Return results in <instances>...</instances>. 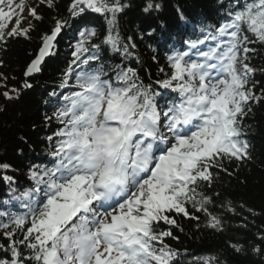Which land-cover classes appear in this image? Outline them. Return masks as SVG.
Returning <instances> with one entry per match:
<instances>
[{"label": "snow or ice", "instance_id": "obj_1", "mask_svg": "<svg viewBox=\"0 0 264 264\" xmlns=\"http://www.w3.org/2000/svg\"><path fill=\"white\" fill-rule=\"evenodd\" d=\"M39 2L53 6V0ZM129 6L121 0H73L70 11L74 16L86 10L105 16L109 28L104 43L120 51L119 33H113L118 14ZM160 7L156 0H145L143 10L151 13ZM24 8L23 2L0 0V40L28 37L30 28L21 29L19 18L4 31V22L22 17ZM29 15L42 19L35 8ZM62 27L57 21L43 37L25 77L41 70ZM96 35L94 28L80 32L66 76L72 64L95 59L82 54ZM207 40L215 46L200 50L199 59L187 51L168 57L172 72L159 83L179 93V100L162 113L155 101L158 93L150 85H138L131 68L117 75V84L103 80L99 71L76 76L78 90L56 114L64 127L55 134L53 167L32 173L35 187L22 194L25 212L0 213L7 217L6 222L0 220L7 240L6 245L0 243V264H175L178 253L164 242L173 233L159 230L160 223L178 226L171 213L198 220L187 205L207 213L212 200L201 189L214 182L212 170L227 171L225 162L252 158L243 120L252 102L264 100L253 91L256 69L249 57L256 51L250 44L264 45V0H236L214 33L186 43L195 49ZM127 49L123 45L125 53ZM24 87L31 85L25 82ZM3 95L12 98L7 91ZM208 215L207 226L223 231L221 219ZM258 239L264 244V234ZM252 251L264 255V247ZM203 264L220 262L208 257Z\"/></svg>", "mask_w": 264, "mask_h": 264}, {"label": "trees", "instance_id": "obj_2", "mask_svg": "<svg viewBox=\"0 0 264 264\" xmlns=\"http://www.w3.org/2000/svg\"><path fill=\"white\" fill-rule=\"evenodd\" d=\"M121 2L130 6L118 14L113 34L118 31L120 47L128 45L127 53L115 51L104 43L109 28L105 16L91 10L74 16L70 11L73 0H53L52 7L39 0H25V7L35 8L42 19L31 17V27L24 28H30L28 37L6 36L5 40H0V165L9 166L0 167V203L10 206H1L0 213L25 212L22 194L35 187L32 173L54 163L51 153L60 124L48 98L51 89L60 94L61 89L75 82V71L76 76L81 72L99 71L101 78L107 75L116 80L117 75L128 68L136 72L138 85L154 86L170 77L172 68L165 59L168 52L179 48L202 29L218 25L222 18H227L236 0H156L161 7L151 13L143 10L145 0ZM57 21L63 23V30L55 47L43 62L41 73L27 79L31 87L25 88V71L35 58L43 37L51 32ZM83 28L99 29V37L93 40L98 47H93V43L86 45L94 54L89 57L95 59H89L87 64L77 62L81 68L76 70L72 64V71L66 76L75 51L70 39L76 38ZM249 47L256 49L249 53L250 65L256 69L252 75L253 91L258 97L264 96V45L250 44ZM129 57L130 63L124 64ZM115 61L119 64L117 68H114ZM6 91L11 99L3 95ZM157 102L166 104L165 100ZM243 128L246 132L243 138L250 144L252 158L240 163L225 162L227 171L212 170L214 182L201 189L212 200L206 206L207 213L197 212L188 204L189 212L199 217L198 220L171 213L178 226L160 223L159 230L170 229L173 233L172 237H165L164 242L178 253L175 264H203L208 257H216L220 264H264V255L252 251L254 246L264 247L258 239L264 234V100L252 102V111L244 118ZM33 160L37 163H30ZM13 185L16 194L2 193L6 186ZM208 213L221 219L223 231L207 226ZM5 218L0 216V220L6 222ZM0 243L7 244L2 232ZM233 244L241 245V251H235L231 247Z\"/></svg>", "mask_w": 264, "mask_h": 264}, {"label": "bare ground", "instance_id": "obj_3", "mask_svg": "<svg viewBox=\"0 0 264 264\" xmlns=\"http://www.w3.org/2000/svg\"><path fill=\"white\" fill-rule=\"evenodd\" d=\"M96 32H97V35L95 36V37H92L91 38V41H90V44H92L93 43V40L94 39H97L98 37H99V29L98 30H96ZM106 37V36H105ZM95 44H98L97 42H95V43H93V45H95ZM96 46H98V45H96ZM120 48H123V46L122 47H120ZM121 52L123 51V50H120ZM92 50L88 47V51L86 52V53H83L82 54V58H87V57H89V56H91L92 55ZM46 58H48V57H46ZM45 58V59H46ZM128 63H130V57L129 58H127L126 59V61H125V63L124 64H128ZM43 65V63H41V65H40V69H41V66ZM76 65H78V64H76ZM122 67H124V66H122ZM81 68V65L79 66V68L78 69H80ZM41 73V70L38 72V73H34L33 74V76H35V75H37V74H40ZM160 92H162L163 94H164V91H162V90H160ZM172 93L174 94L175 92H173L172 91ZM155 100H156V98H155ZM26 160H28V159H26ZM28 161H30V160H28ZM27 161V162H28ZM30 163H37V161H35V160H33L32 162H30ZM30 169V168H29ZM15 186L13 185V186H6L3 190H1L2 191V193H4V194H6L7 196H9V194H16V190H15V188H14ZM2 203L3 202H1L0 203V212L2 211V209H1V206H3L2 205ZM14 203V202H13ZM16 203V202H15ZM18 203V202H17ZM8 205H11V204H8ZM20 205V204H19ZM3 207H10V206H3ZM17 208H20V207H22V206H16ZM11 208H15V207H11ZM9 209H7V211H8Z\"/></svg>", "mask_w": 264, "mask_h": 264}, {"label": "rangeland", "instance_id": "obj_4", "mask_svg": "<svg viewBox=\"0 0 264 264\" xmlns=\"http://www.w3.org/2000/svg\"><path fill=\"white\" fill-rule=\"evenodd\" d=\"M18 1H20V0H14V4H18ZM24 9H26V8H24ZM5 11H7V8H5ZM194 13H201L200 11H195ZM212 13H216V12H214L213 10H212ZM21 19V23H20V25H26V24H28L30 21H28L29 19H30V17H29V15L26 13V12H24L23 11V14H22V17L21 16H19V15H14L12 18H11V20L9 21V23L7 24V28L8 29H10V28H12L13 26H15V23H16V19ZM193 59H199V57H193ZM119 66V64L115 61V63H114V68H117ZM23 78H24V76H23ZM77 91V90H76ZM67 97H71V96H67ZM68 103H69V101H67L66 102V104H65V106L66 105H68ZM65 106H63L60 110H59V112L60 111H62L64 108H65Z\"/></svg>", "mask_w": 264, "mask_h": 264}, {"label": "water", "instance_id": "obj_5", "mask_svg": "<svg viewBox=\"0 0 264 264\" xmlns=\"http://www.w3.org/2000/svg\"><path fill=\"white\" fill-rule=\"evenodd\" d=\"M38 53H39V52H38ZM25 78H26V77H25V75H24V78H23V79L25 80Z\"/></svg>", "mask_w": 264, "mask_h": 264}]
</instances>
